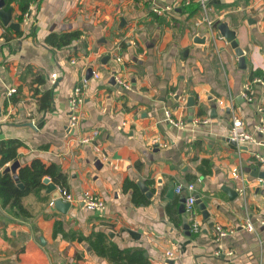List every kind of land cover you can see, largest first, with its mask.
<instances>
[{
    "label": "crops",
    "instance_id": "obj_1",
    "mask_svg": "<svg viewBox=\"0 0 264 264\" xmlns=\"http://www.w3.org/2000/svg\"><path fill=\"white\" fill-rule=\"evenodd\" d=\"M204 1L30 0L19 21L13 0L18 30L0 16V141L22 142L20 166L35 158L58 164L76 198L90 190L106 201L104 211L75 201L63 213L50 205L47 185V201L24 199L30 217L0 207V264H264V178L254 174L264 162L251 163L264 156V0ZM219 22L237 31L245 67ZM64 34L78 36L47 40ZM90 68L99 77L89 78L72 127L69 99ZM248 82L252 101L243 95ZM50 90L52 106L43 110L39 98ZM167 110L185 126L166 120ZM233 114L254 142L230 139ZM94 130L93 142H81ZM190 182L195 191L177 193ZM190 193L209 212L195 204L199 232L184 229L179 213ZM57 220L63 231L55 236ZM219 225L228 234L218 236Z\"/></svg>",
    "mask_w": 264,
    "mask_h": 264
},
{
    "label": "trees",
    "instance_id": "obj_2",
    "mask_svg": "<svg viewBox=\"0 0 264 264\" xmlns=\"http://www.w3.org/2000/svg\"><path fill=\"white\" fill-rule=\"evenodd\" d=\"M13 0H7L6 8L11 6ZM30 0H20L21 14L18 16V20L22 21L23 14L29 9ZM191 6L192 3L190 4ZM197 8L201 9V3L197 4ZM220 23V22H219ZM217 23V24H219ZM78 34H64L60 37L50 36L47 40L52 44H59L60 42H69ZM258 76H262V72L257 70ZM39 82H44L43 77H38ZM41 108L43 110L52 106L53 94L50 91H46L41 98H39ZM22 146V142L19 139L10 138L0 141V207L11 210V213L15 216L30 217L32 213L24 205V199L29 195L35 194L39 196L43 201L48 200V195L44 194L47 185L43 183V179L48 176L58 186L68 189L67 175L63 172L61 167L56 163H46L40 158H35L29 164L22 165L18 168V175L23 183L24 187L18 186L17 182L13 178L11 172H3V169L8 163H13L19 159V148ZM69 190V189H68ZM58 220L55 223L54 235L57 236L59 232H62V227L59 225ZM104 238V233L102 234ZM106 236V235H105ZM85 238V237H84ZM83 239V237H80ZM87 239V238H86ZM92 240V236L88 237ZM126 264H134L130 260Z\"/></svg>",
    "mask_w": 264,
    "mask_h": 264
},
{
    "label": "built area",
    "instance_id": "obj_3",
    "mask_svg": "<svg viewBox=\"0 0 264 264\" xmlns=\"http://www.w3.org/2000/svg\"><path fill=\"white\" fill-rule=\"evenodd\" d=\"M201 1H202L203 6L205 7V1L204 0H201ZM155 11L157 13H161V9H159V8H155ZM28 16H29V12H26L25 17L27 18ZM207 19H208L209 25L212 26V21H210L209 18H207ZM117 59L121 60L120 56H118ZM72 61L75 62L74 60H72ZM93 76L98 78L99 73L94 72ZM53 80L54 81L56 80V76L53 77ZM256 80L261 81L262 78L259 77ZM119 83L123 84L124 86L129 87V84L120 78H119ZM88 84H89V78L86 76H83L81 81L74 87L73 93L69 99L70 125L72 127L78 126L81 122V113H80L81 111H80V109H81V106L83 105V103L85 102V97H86L85 94H86ZM250 89H251V83L248 82L245 85V92L243 95L247 100L252 101L253 98L249 94ZM15 91H16L15 88H11L8 90L7 95L11 96ZM220 103L222 105H224V101H220ZM230 107H231V110L233 111L234 107L232 105ZM259 111L262 113V120H263V124H261L259 126V129L264 130V107H260ZM166 120H168L171 124H173L177 127H184L185 126V122H183L181 120H176L173 117L170 110L166 111ZM204 122H206V121L204 120ZM98 134H99L98 130H94L91 134L81 137L80 140H81V142H84V143L93 142L97 138ZM229 137H230V139L237 142V147H240L241 145L247 144L249 142H254V140H255L254 135L245 129L243 121L236 114H233V122H232V127L230 128ZM95 149L99 150V148L96 145H95ZM258 161L264 162V156H262L260 154H256L255 157L253 158V160L251 161V163L256 164ZM238 172H239L238 170H235L233 172L235 177L239 176ZM58 190L61 194V198L63 199V201H69V202H71V204L75 201L83 203L84 206H86V208L89 210L104 211L106 209L105 199L103 197L99 196L98 194L90 191V190L83 192V194L79 198H76L74 196V194H72L65 187L58 186ZM187 190L190 192L195 191V184L193 182H190L187 184H179L176 187V191L179 194L184 193ZM196 200H197L196 195L193 193H190L186 197L185 211L188 213V215L191 219V230L194 232H199L201 225H200V222L198 221V219L196 218L195 209H194L195 204H196ZM50 205L54 207L55 201L52 200L50 202ZM261 222L264 224V220H262ZM246 228L250 232L256 231L255 226L251 220H247ZM229 231L230 230L223 228L221 225L217 226L218 236H220V237L225 236L226 234H228ZM167 254H168V256H173L174 252L170 251Z\"/></svg>",
    "mask_w": 264,
    "mask_h": 264
},
{
    "label": "water",
    "instance_id": "obj_4",
    "mask_svg": "<svg viewBox=\"0 0 264 264\" xmlns=\"http://www.w3.org/2000/svg\"><path fill=\"white\" fill-rule=\"evenodd\" d=\"M5 6H6V0H0V16H1L4 24L5 25H9L11 28H14V29L18 30L20 28V26H21V23L12 21L13 7H10L8 9H6ZM217 28H218L221 36H223L228 42H230L231 45L236 49V52H237V54H238V56L240 58V62L242 63V66L245 67L246 66L245 52L239 46V43L237 41V31L234 30V29H231L226 22H221V23L217 24ZM205 40H206V38H200V37H196L195 38L196 42H205ZM93 74H94V71H93L92 68H90L88 70L87 77L90 78V77L93 76ZM195 104H196V97H195V94L192 93L189 96L188 102H187V106L189 107L190 112L193 111V107L195 106ZM0 109H1V103H0ZM192 117L193 116L191 115V120H192ZM28 124L30 126H34L33 123H28ZM234 144L237 145V142L234 141ZM19 166H20L19 160H15L10 165H7L4 168L3 172L4 173L11 172L13 174V178L17 182L18 186L23 188L24 185L21 182V180L19 178V175H18V172H17V169H18ZM254 174L256 176L264 178V171L255 170ZM43 183L48 185L47 192L52 195V199L55 201L56 209L58 211H60V212L67 213L68 210L71 207V202L63 201V199L61 198V194H60V192L58 190L57 184H55L51 180V178L48 177V176H46L43 179ZM226 190H227V192L229 194H233V195L236 194L235 190H233L231 188H227ZM148 195H150V193H148ZM180 202L181 203H180V206H179V213L181 214V217H182L183 228L186 229L189 232L190 229H191V222H190V218H189L188 213L185 211L186 197H181ZM196 203L200 205L201 209H203V213H204L205 217L207 218L209 216V212H207L206 206L202 202V199L199 196L197 197ZM41 241H42L43 244H45V241L43 239H41Z\"/></svg>",
    "mask_w": 264,
    "mask_h": 264
}]
</instances>
